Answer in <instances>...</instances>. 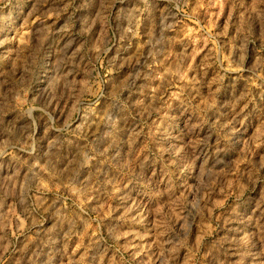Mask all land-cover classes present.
Wrapping results in <instances>:
<instances>
[{
    "label": "rangeland",
    "instance_id": "1",
    "mask_svg": "<svg viewBox=\"0 0 264 264\" xmlns=\"http://www.w3.org/2000/svg\"><path fill=\"white\" fill-rule=\"evenodd\" d=\"M0 264H264V0H0Z\"/></svg>",
    "mask_w": 264,
    "mask_h": 264
}]
</instances>
